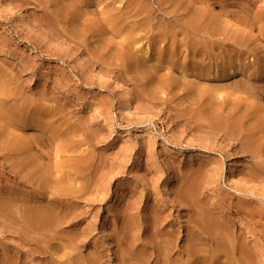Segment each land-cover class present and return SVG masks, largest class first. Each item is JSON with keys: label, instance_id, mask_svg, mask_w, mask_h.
Returning <instances> with one entry per match:
<instances>
[{"label": "rangeland", "instance_id": "obj_1", "mask_svg": "<svg viewBox=\"0 0 264 264\" xmlns=\"http://www.w3.org/2000/svg\"><path fill=\"white\" fill-rule=\"evenodd\" d=\"M9 1L0 264H264V0Z\"/></svg>", "mask_w": 264, "mask_h": 264}, {"label": "bare ground", "instance_id": "obj_2", "mask_svg": "<svg viewBox=\"0 0 264 264\" xmlns=\"http://www.w3.org/2000/svg\"><path fill=\"white\" fill-rule=\"evenodd\" d=\"M9 1V0H8ZM33 1V0H32ZM10 2V1H9ZM8 2V3H9ZM179 1L177 0V3H178ZM45 3V2H44ZM61 3V2H60ZM2 5H5V4H2ZM60 6V5H59ZM168 7H169V5H168ZM163 8H167V7H163ZM48 9V8H47ZM180 8H178L177 10H179ZM170 10V9H169ZM165 11H166V9H165ZM171 12V11H170ZM49 13H50V11H49ZM148 13V12H147ZM168 14V13H167ZM153 16V15H152ZM253 16V15H252ZM22 17V16H21ZM148 18V17H147ZM150 18V17H149ZM191 18V17H190ZM147 20V19H146ZM258 23H261V25H262V30H263V33H264V12H261L260 14H259V17H258ZM46 21V20H45ZM181 21H183V20H181ZM50 23V22H49ZM58 23V22H57ZM186 23V22H185ZM194 23V22H193ZM183 24V23H182ZM54 25H55V23H54ZM52 27H54V26H52ZM213 32V31H212ZM214 34H215V32H213ZM221 35V34H220ZM260 36H261V34H260ZM239 43V42H238ZM146 51V50H145ZM240 52V51H239ZM243 56H245L246 57V55H244L243 54ZM168 57V56H167ZM171 57V56H170ZM244 58V57H243ZM247 58V57H246ZM245 58V59H246ZM254 62V61H253ZM205 63V62H204ZM168 66V65H167ZM2 67H3V65H2ZM1 68V67H0ZM6 69V68H5ZM7 70V72H10V71H8V69H6ZM11 73V72H10ZM232 73V71L230 70L229 71V75ZM12 78V77H11ZM19 79V78H18ZM2 80V77H1V75H0V81ZM225 80V79H224ZM230 80V79H229ZM15 83V82H14ZM6 84H7V82L4 80V83H0V96H3L6 92H7V88H6ZM13 84V83H12ZM22 85V84H21ZM14 86V85H13ZM16 86V85H15ZM118 86H119V88L122 90V92H123V104H124V107H126L129 111L130 110H132V107H133V105H132V103H131V101H132V98H133V94H134V89L132 88V86L130 87L127 83H125V82H123V81H120L119 83H118ZM16 87H19L18 85L16 86ZM15 87V88H16ZM25 90V89H24ZM17 92V91H16ZM14 93V92H13ZM26 93V92H25ZM17 94V93H16ZM16 94H13V95H16ZM12 99V98H11ZM33 101H35V100H33ZM22 103V102H21ZM221 104V103H220ZM216 105V104H215ZM226 106H228V105H226ZM224 108V107H223ZM229 108H231V107H229ZM229 108H228V110H229ZM211 109V108H210ZM225 109V108H224ZM214 110H216V109H214ZM226 111H227V109H226ZM228 112V111H227ZM21 113V112H20ZM229 113V112H228ZM36 116H38V115H36ZM219 118H218V120L220 119V116H218ZM212 118V117H211ZM214 118V117H213ZM207 119H208V117H207ZM215 119V118H214ZM209 120V119H208ZM217 120V121H218ZM210 121V120H209ZM213 121H216V120H213ZM5 122V121H4ZM212 122V121H211ZM221 122V121H220ZM210 123V122H209ZM218 123V122H217ZM229 123V122H228ZM7 124V123H6ZM206 124V123H205ZM214 124V123H213ZM215 125V124H214ZM214 125H212L211 124V126H214ZM225 125V124H224ZM235 125V124H234ZM215 127V126H214ZM217 127H218V125H217ZM227 127V126H226ZM241 127V126H240ZM243 127V126H242ZM237 128V127H236ZM244 128V127H243ZM232 129H234V128H232ZM232 129H230V127H228V131L229 130H232ZM33 130V129H32ZM239 130V129H238ZM241 130H242V128H241ZM29 131V130H28ZM243 131H245V130H243ZM142 133H144V135H146V136H150V135H152V131L151 130H149V129H147V130H144V132H142ZM235 133V132H234ZM238 134V133H237ZM228 135V134H227ZM5 136V135H4ZM3 135H2V137H4ZM123 136V138H128V136H129V134L128 133H126V134H123L122 135ZM236 136V135H235ZM253 137V136H252ZM236 138V137H235ZM244 139H246V137L244 138ZM59 140V139H58ZM241 140V139H240ZM243 140V139H242ZM254 143V142H253ZM252 143V144H253ZM244 144V143H243ZM255 144H257L256 142H255ZM258 147V146H257ZM252 148V147H251ZM253 148H255V147H253ZM13 154V153H12ZM18 157V156H17ZM6 159V158H5ZM50 180V179H49ZM190 186V185H189ZM193 186H194V183H193ZM186 188H188V186H186ZM190 189H191V186L189 187ZM9 205V204H8ZM9 207V206H8ZM36 207V206H35ZM1 209H3V208H1ZM6 209V208H5ZM41 210H43V209H41ZM50 210V209H49ZM28 214V213H27ZM36 215V214H35ZM39 216V215H38ZM36 219V218H35ZM37 219H39V218H37ZM45 219H47V218H45ZM36 222V221H35ZM189 251V250H188ZM191 251V250H190ZM165 253H166V251H165ZM168 254V253H167ZM196 254V253H195ZM166 255V254H165ZM163 257V256H162ZM176 263V262H175Z\"/></svg>", "mask_w": 264, "mask_h": 264}]
</instances>
